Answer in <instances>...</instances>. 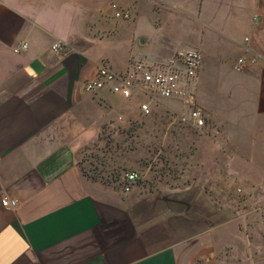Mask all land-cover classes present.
Segmentation results:
<instances>
[{
    "label": "crops",
    "instance_id": "crops-1",
    "mask_svg": "<svg viewBox=\"0 0 264 264\" xmlns=\"http://www.w3.org/2000/svg\"><path fill=\"white\" fill-rule=\"evenodd\" d=\"M184 49L204 55L197 103L208 123L185 124L202 134L187 165L206 185L126 192L85 176L79 158L100 135L98 111L119 107L123 119L147 100L90 94L85 82L103 62L122 72ZM257 172L264 179V0H0V264H264L252 209L226 220L222 201L226 176Z\"/></svg>",
    "mask_w": 264,
    "mask_h": 264
},
{
    "label": "rangeland",
    "instance_id": "rangeland-1",
    "mask_svg": "<svg viewBox=\"0 0 264 264\" xmlns=\"http://www.w3.org/2000/svg\"><path fill=\"white\" fill-rule=\"evenodd\" d=\"M102 100L98 99V102L104 105ZM138 102H132L133 110L123 111V119L115 117V113L120 114L119 107H110L109 110L106 106V113L98 111L106 118L101 119L102 129L96 143L86 147L79 158L84 175L116 190L124 189L125 175L135 172L140 176L137 185L146 193L185 189H192L194 193L199 191L207 182L200 181V167L187 165V162L191 163L190 160L199 154L202 134L179 119V115L190 113V108L177 109L158 101L151 116L145 117L140 108L135 107ZM187 173L189 176L185 177ZM192 173L198 176L191 178ZM257 176V179L251 177L249 181H234L226 176L223 183L226 220L240 215L241 209H252L248 215L253 225L248 231L252 239L264 237V229L260 228L264 224V179L258 172ZM201 200L197 198L195 201ZM241 225L244 229L243 222Z\"/></svg>",
    "mask_w": 264,
    "mask_h": 264
},
{
    "label": "built area",
    "instance_id": "built-area-1",
    "mask_svg": "<svg viewBox=\"0 0 264 264\" xmlns=\"http://www.w3.org/2000/svg\"><path fill=\"white\" fill-rule=\"evenodd\" d=\"M117 16L128 18L129 14L118 12ZM27 49L28 44H23L15 51L20 53ZM52 49L61 53L65 51V46L62 42H57ZM203 63L202 51L184 49L170 58L136 57L122 72L114 70L108 64H103L98 67L96 75L85 82L84 89L94 95L104 90L115 94L143 95L147 98L141 105V113L145 117L151 116L153 103L178 99L190 108L189 117H180V122L190 123L194 128L201 129L208 123L206 111L197 103V82ZM246 64L245 59H240L237 68L244 70ZM139 180L138 173H127L124 177V190L131 191ZM3 205L6 209L13 210L18 207L19 202L16 199L5 198Z\"/></svg>",
    "mask_w": 264,
    "mask_h": 264
}]
</instances>
